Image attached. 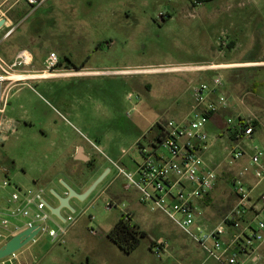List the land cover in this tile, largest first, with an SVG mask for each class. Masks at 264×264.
<instances>
[{"label":"rangeland","instance_id":"374dc122","mask_svg":"<svg viewBox=\"0 0 264 264\" xmlns=\"http://www.w3.org/2000/svg\"><path fill=\"white\" fill-rule=\"evenodd\" d=\"M16 27L29 36L19 50L31 51L33 61L18 72L30 77L12 90L7 117H21L29 124L20 123L16 134L7 141L0 140V164L10 169L13 183L42 186L44 198L53 206L59 201L52 189L64 196L67 184L82 193L95 180L87 175L79 182L86 167L83 160L95 148L79 149L78 142L77 146H63L62 135L69 142H74L78 133L85 135L99 146L102 156L124 166L119 160L123 158L131 168L134 161H142L136 144L140 139L146 144L155 132L153 124L184 118L192 103L191 83L211 81L214 76L213 72L163 71L170 66L253 64L219 74L224 82L222 93L233 106L225 119L240 117L251 124L257 122L253 140H243L241 145L250 150L254 144L264 150V0H49ZM22 38L26 39L20 36L18 40ZM51 53L72 62L58 66V71L102 73L31 78L41 76ZM130 93L132 100L128 99ZM218 132L209 125L203 154L208 164L222 165L216 186L202 204L205 219L211 224L222 220L235 205L231 181L237 175L235 168L240 171L247 161L241 160L238 167L228 166L226 147L232 140L229 133L219 138ZM110 178L85 201L73 198L70 203L75 212L63 208V216L77 219L63 244L41 235L36 243L18 252L17 260L8 263L19 264L31 254L94 255L96 249H103L100 258L93 260L95 264H219L205 261L204 252L166 216L141 204L136 192H125L123 180L107 189ZM110 202L119 208L107 209ZM129 210L135 214L133 224L148 234L135 252L126 254L112 241H105L107 245L93 242L94 235L105 240ZM53 220L60 223L56 217ZM50 225L55 228L54 223ZM171 238L185 246L193 259L174 251L171 243L165 250V241ZM7 241L0 240V248ZM160 250L158 258L156 252Z\"/></svg>","mask_w":264,"mask_h":264},{"label":"built area","instance_id":"2783aa9c","mask_svg":"<svg viewBox=\"0 0 264 264\" xmlns=\"http://www.w3.org/2000/svg\"><path fill=\"white\" fill-rule=\"evenodd\" d=\"M33 13L49 0H24ZM9 30L5 37L12 34ZM33 55L28 49H21L12 63L0 55V138L5 134L11 120L7 117L12 90L30 76L19 75L20 68L32 65ZM59 59L56 53L48 55L45 62L47 79L56 73ZM229 68L219 64L179 65L167 67L164 72L182 74L213 72L211 81L191 83L192 104L189 113L182 119L156 121L154 134L140 139L136 150L142 161H134L127 168L108 158L116 174L113 180L122 178L125 192L134 191L141 204L166 216L206 255L207 259L219 264H264V150L252 144L250 150L241 145L243 140H253L254 125L244 118H228L226 131L232 145L226 148L228 166L238 167L241 160H248L232 179L236 203L222 220L211 224L205 219L202 204L218 181L222 165L208 164L203 154L208 145L207 127L212 117L230 108L228 98L222 93L223 77L219 74ZM22 72V71H21ZM25 72V71H24ZM55 72V73H54ZM41 74V75H42ZM72 74V73H69ZM17 76L25 78H17ZM133 94L128 99H133ZM64 117V116H63ZM100 151V148L90 142ZM108 189V188H107ZM45 189L36 184L25 187L13 183L10 169L0 164V240L7 241L25 230L39 227V234L32 240L36 243L41 235H47L54 243L63 244L65 237L76 225L77 219L65 217V222L51 213L44 198ZM124 207V205H123ZM107 209L119 208L110 202ZM126 220L132 219L124 211ZM56 217L60 223H55ZM55 224V228L51 227ZM93 233V230H90ZM161 258V250L156 252ZM18 259V253L1 260L9 264Z\"/></svg>","mask_w":264,"mask_h":264},{"label":"crops","instance_id":"0c3cea01","mask_svg":"<svg viewBox=\"0 0 264 264\" xmlns=\"http://www.w3.org/2000/svg\"><path fill=\"white\" fill-rule=\"evenodd\" d=\"M44 6H42V7H44ZM41 8H39V9H41ZM38 10H36L35 12H37ZM29 14H30L29 13V6L26 4V2L24 0H0V21L5 20V24L0 29V55L8 63H12L14 61V59L17 55V52L19 50V46L24 45L25 43L28 42L26 40L29 36L26 34V32L23 31L22 28L16 29L17 28L16 24L18 25V24L23 23V21H25L26 17ZM12 29H14L12 34L8 37H5L6 33ZM16 34H17V36L13 41L12 38ZM20 36L25 37V38L27 37V38L25 40H24V38H22L23 40L20 42L18 40V38ZM219 65L229 66V68H226V69L237 68V67H241V66H250V65L253 66V64H248V63H228V62H220ZM226 69H224V70H226ZM57 72L60 75L55 76L56 78L57 77H63V76H82V75H95V74L102 73L100 71H94V70H81L80 73L69 74L71 72L68 70L58 71V69L56 70V73ZM47 79H49V78H47ZM47 79H43V80H47ZM191 102H192V100H191ZM188 103L190 104V101ZM232 107L233 106L230 105L229 109L215 114L208 124V127H209V125L213 124V126L220 131V133L218 132L219 138H222L223 135H225L227 133V131H226V119L225 118H226V116H228L227 113L230 112L231 109H233ZM9 118L11 121H13V118H11V117H9ZM208 127H207V130H208ZM9 130H10V126L6 130L5 134L0 138L1 141H5V138L7 137V133ZM62 137L64 138L62 140L65 143L63 146L73 147V146L78 145L77 142L74 140H73L74 142H69V139L67 138V136L62 135ZM83 147H89V146H82L81 145V147H79V149H82ZM74 158H76V156H74ZM83 161H86V160H83ZM246 162H248V160L245 161V163ZM221 167L219 168V170L221 169ZM235 169H238L236 172L238 174L239 168H235ZM69 171L71 172V168L69 169ZM79 185H80V183H79ZM80 188H82V187H80ZM129 212L131 213V216H132V223H134L135 214L132 210H129ZM89 231H90V229H89ZM94 237L95 238H93L94 239L93 242L96 245H103L104 243H105V245H107V243L105 241H111L108 238V236L105 238V240L102 237H97V235H94ZM165 242H166L165 250H167V246L169 245V243H171V244H173L172 249H174V251L180 253L182 256L188 257L189 260L193 259V258H191L192 256L190 255V253L186 249V247L183 246L182 244H180L179 241L175 240L174 238H171ZM94 253H95L94 255L92 253H86L84 255H80V254H74V253L58 252V253H52V256H50V257H49V254H47V255L45 254L42 257H37L36 255L31 254L29 256H25L22 259V261H20L19 264H36L35 263L36 259H37L38 264H95V262L93 260L100 258V255H102V253H103V249H100V250L96 249ZM207 260H210V259H207V257H206L205 261H207Z\"/></svg>","mask_w":264,"mask_h":264},{"label":"water","instance_id":"95a60500","mask_svg":"<svg viewBox=\"0 0 264 264\" xmlns=\"http://www.w3.org/2000/svg\"><path fill=\"white\" fill-rule=\"evenodd\" d=\"M5 24V20L0 21V29ZM110 169H106L102 174H100L92 184L82 193L76 192L69 185L65 184L67 193L64 196L59 195L54 189L51 190V193L59 201L58 206H53L47 202L51 213L59 218L61 221L65 222L66 218L62 214L63 208L69 209L71 212H75V209L71 206V200L76 198L77 200L83 202L85 201L95 190L96 188L107 178ZM40 228L34 227L24 232L12 237L0 248V261L4 260L15 253H18L26 245L32 242V240L39 234Z\"/></svg>","mask_w":264,"mask_h":264},{"label":"flooded vegetation","instance_id":"af4514ba","mask_svg":"<svg viewBox=\"0 0 264 264\" xmlns=\"http://www.w3.org/2000/svg\"><path fill=\"white\" fill-rule=\"evenodd\" d=\"M66 62L72 64L71 61H66V59L65 60L60 59L59 60V63H58V66H68L69 64H67ZM74 68L79 69L80 67L79 66L77 67L76 65H74ZM20 123H23L24 125H28L29 124V121L24 120L21 117H16V119H13V121L10 122V125H9L10 126V130L7 133V137L5 138V141H7L12 135H14V134H16L18 132ZM78 134L79 135H76V138H75L74 141L80 143L82 146H89L90 148H92L91 147L92 144L90 142H92L96 146H98L89 137H87L85 135L83 136L80 133H78ZM95 150L98 151L97 149H95ZM96 151H93V153L88 158V160L83 161L84 164H86V167H85V169L83 170V172L80 175L78 174V171L76 169H74L75 173H77L79 175V179H80L79 182L84 181L83 179L87 175L88 176L89 175H92L96 179L100 174H102L108 168L110 169V172L107 175V178H110V177H112V178L109 179V183L107 185V188H110L111 186H113L116 183L117 180H119V179L123 180L122 178H117L116 180H113L114 177H115L116 172H115L114 168L111 166L110 162L107 160V157L108 156L107 157L106 156L104 157V156H102V155H104L103 152L101 153L99 151L100 153H97ZM119 160H121V162L124 165V167H127L128 168V166L124 162V159L123 158L122 159H119ZM101 167H103V168L101 169ZM123 182H124V180H123ZM123 185H124V183H123ZM88 187H86V189ZM86 189H84V191Z\"/></svg>","mask_w":264,"mask_h":264},{"label":"trees","instance_id":"16d2710c","mask_svg":"<svg viewBox=\"0 0 264 264\" xmlns=\"http://www.w3.org/2000/svg\"><path fill=\"white\" fill-rule=\"evenodd\" d=\"M255 86L259 87V84L256 82ZM253 125L255 130L259 126L255 121ZM147 236L148 234L145 231H142L137 225L132 223L131 218L126 220L124 216L119 219L114 228L108 233V238L126 254L135 252L142 239Z\"/></svg>","mask_w":264,"mask_h":264},{"label":"bare ground","instance_id":"6f19581e","mask_svg":"<svg viewBox=\"0 0 264 264\" xmlns=\"http://www.w3.org/2000/svg\"><path fill=\"white\" fill-rule=\"evenodd\" d=\"M140 71V70H139ZM36 77H49L48 73L47 74H44L42 76H32L31 78H36ZM17 78H24V77H20V76H17Z\"/></svg>","mask_w":264,"mask_h":264}]
</instances>
